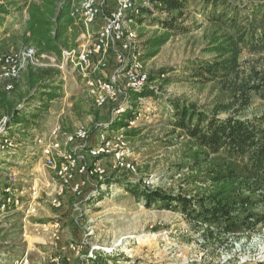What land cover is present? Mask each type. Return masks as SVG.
<instances>
[{
	"label": "trees",
	"instance_id": "trees-1",
	"mask_svg": "<svg viewBox=\"0 0 264 264\" xmlns=\"http://www.w3.org/2000/svg\"><path fill=\"white\" fill-rule=\"evenodd\" d=\"M148 2L132 15L135 30L149 20L159 28L150 36H139V60L144 64L157 57L174 37L189 33L186 21L193 7L204 15L207 23L200 27L205 40L203 58L190 62L185 81L201 92L208 91L210 101L201 106L176 98L169 103V135L186 138L176 170L180 174L190 171L179 192L147 188L115 178L117 173L106 179V184H122L148 209L157 207L183 215L204 246L216 250L264 225V111L249 114L257 100L264 101V0ZM76 7L75 0H0V33L16 21L14 12L25 26L21 34L9 32L0 39V58L7 55L12 42L19 43L20 49L34 48L40 58L53 54L61 62L63 51L78 52V39L86 30L77 20ZM104 72H95L92 79L109 81ZM167 73L161 69L149 76L140 91L129 89V105L113 121L101 114L91 93L73 98V111L77 116L92 117L95 132H124L127 140L138 137L141 131L131 127L136 103L157 98L150 84ZM63 85L59 69L32 66L14 80L12 91L6 92L3 85L0 123L6 119V127L0 133V143L16 145L25 140L26 133L39 130L52 102H62L65 97ZM62 130L75 133L67 131L66 125ZM96 144L90 141L91 147Z\"/></svg>",
	"mask_w": 264,
	"mask_h": 264
},
{
	"label": "rangeland",
	"instance_id": "rangeland-1",
	"mask_svg": "<svg viewBox=\"0 0 264 264\" xmlns=\"http://www.w3.org/2000/svg\"><path fill=\"white\" fill-rule=\"evenodd\" d=\"M105 1V5L116 6L115 0ZM144 1L145 5L149 4L148 0ZM14 18L17 21L20 16L14 12ZM77 20L82 23L79 18ZM16 21L7 26V31L0 33V39L9 32V35L22 33L24 26ZM186 22L189 33L174 37L161 48L157 57L145 64L139 60L138 47L131 53L132 63L138 62L149 76L161 69L169 73L150 84V88L157 92V98H142L136 103V118L131 127L140 130L141 135L129 140L124 132H95L92 117L75 114L73 98L90 93L91 82L94 84L95 80L92 75L91 79H86L73 63L61 62L51 54L54 65L62 66L66 98L61 104H51L50 113L40 123L41 128L26 133L23 142L9 143L4 147L0 143V203L6 201V208L0 207V264H14L18 260L20 264H53L58 256L64 260L61 259L62 264H264V225L249 235L232 238L227 246L215 250L204 246L202 237L193 233L183 215L157 207L148 209L122 184H106V179L117 173L115 178L171 193L186 186L184 181L190 171L180 174L175 166L182 156L186 138L169 135L172 129L169 103L176 98L197 102L201 106L210 101L208 91L201 92L185 81L190 62L203 58L205 40L200 27H205L207 22L196 7ZM96 25L92 27L94 35ZM158 29L150 20L143 25L139 23L136 28L138 44L140 35L150 36ZM78 40L80 45L88 43L82 36ZM19 47V43L12 42L6 53L17 51ZM45 63L49 64L50 60ZM118 67L116 57L111 53L107 71H101L110 79L106 82H112ZM116 79L118 86L127 93L130 88H127L125 77L116 75ZM3 85L0 84L1 90ZM127 97L124 100L122 96L121 102L119 100L113 106H101V114L113 121L127 109ZM131 101H134L132 96ZM255 103L249 114L264 111V101ZM64 125L73 133L83 129L87 138L70 145L61 140L60 152L53 145L41 148L40 138H46L55 127L64 128ZM103 133L125 145V154L136 165L137 173L115 168V157L101 158L98 162L106 167L107 177L102 182L91 177L78 197L71 188H80L83 176L77 174L72 184L63 185L59 166L69 156L78 159L83 156V163H92L83 147L89 148L90 141L100 142ZM51 153L56 158L54 166L47 160ZM15 173L18 175L12 177ZM13 179L18 182L12 186L13 193L9 194L3 189L11 185ZM148 181L151 182L149 185L146 184Z\"/></svg>",
	"mask_w": 264,
	"mask_h": 264
},
{
	"label": "bare ground",
	"instance_id": "bare-ground-1",
	"mask_svg": "<svg viewBox=\"0 0 264 264\" xmlns=\"http://www.w3.org/2000/svg\"><path fill=\"white\" fill-rule=\"evenodd\" d=\"M77 4L76 16L82 21V24L86 26V31L81 36L84 38V41L87 40V44L80 45L78 52H68L63 51V62H69L74 64V67L78 72L85 75L86 79H91V75L95 72H101L107 69L108 67V58L111 53H114L116 60H121L120 54L126 52V45H113V34H109L104 31V19L107 17V9L103 8L105 0H75ZM116 2V14L110 15L111 23H120L122 30V37L127 43V57L130 59L123 62V67L118 68L116 75H122L127 81V88L134 90H142L145 87L149 80V74L142 71V67L138 62L132 63L131 53L136 50L138 47L137 33L133 29L134 17L133 14H136L139 7L145 4L144 0H115ZM132 10V11H131ZM102 17V24H98L99 18ZM100 23V22H99ZM99 25V30L96 35L92 32V27L94 25ZM85 55H92L91 58L87 61L86 67V58ZM51 54L45 55L43 57H38L36 51L32 47H23L18 51L12 52L0 58V84L5 85L6 91H11L13 89L14 80L20 77V74L29 66L35 68H49L55 66V68L62 70V66L54 65L55 59L50 57ZM12 60V63L10 61ZM50 60L49 64H46L45 61ZM118 62V61H117ZM63 65V64H62ZM54 68V67H52ZM87 68L90 75L87 74ZM133 71L134 80L130 79V74ZM97 74V73H96ZM118 79L113 78L112 82L108 83L104 80H96V85H99L101 88L95 85L90 86V93L96 98V103L98 107L104 106L109 103H116L120 98L126 97V92L121 89L117 84ZM0 126V133L3 132L6 125V119L3 120ZM87 138V132L83 129L76 131L74 134H70L66 131H63L62 128L58 133H56L51 139L47 141L45 146L53 145V148L60 152L61 140L65 141L67 145H70L76 141H81ZM55 142H54V141ZM99 144L93 147H83L87 150V157L93 160L92 163L89 161L83 163L82 161L85 157L69 156L64 163L60 165L59 174L63 185H70L76 179L77 174L83 176L81 187H72V191L78 197L82 195V187H85L88 184L91 177L97 178L99 181H104L108 173L106 167L100 164L98 161L101 158L115 157L116 166L115 168H122L128 173H137V167L133 161L128 159V156L125 154V145L123 143H117L116 140L108 138L105 133L101 134L99 137ZM97 142V143H98ZM120 142V141H119ZM4 147V146H3ZM113 148L109 151L106 149ZM5 150V149H3ZM55 151V153H56ZM5 152V151H4ZM54 152V151H53ZM52 152V153H53ZM95 152V156H94ZM48 157V162L51 166H54L56 163V158L52 155ZM57 155V154H56ZM87 176V177H86ZM96 181V180H95ZM18 182L17 179H13L11 185H6L5 192L11 194L12 186ZM27 181L25 180L24 183ZM21 183V181H20ZM151 182L148 181L146 184L149 185ZM3 202V201H2ZM1 202V203H2ZM0 203V204H1ZM9 205V203H8ZM1 209L6 208V201L3 202ZM61 257L55 258L53 264H62ZM63 260V259H62ZM64 261V260H63ZM14 264H20L19 260Z\"/></svg>",
	"mask_w": 264,
	"mask_h": 264
},
{
	"label": "built area",
	"instance_id": "built-area-1",
	"mask_svg": "<svg viewBox=\"0 0 264 264\" xmlns=\"http://www.w3.org/2000/svg\"><path fill=\"white\" fill-rule=\"evenodd\" d=\"M105 3H106V1H105ZM107 7H108L107 4L106 5L105 4L103 5V8L104 9H107V17H105L104 22H103V24H104V31L107 32V33H109V34H111V33L113 34V40H114L113 41V45H114V49H115V45H126V52L124 54H120L121 60H117L118 61V64H119V67L118 68H120V67H123V62L124 61L130 59L129 57H127V43L128 42L126 43V41L122 37L121 24L120 23H111L110 22V15L116 14V10L109 12V10H108ZM91 56L92 55H85V58H86V67H87V61H88L89 58H91ZM10 63H12V60L10 61ZM60 71H62V70H60ZM131 73L132 74H130V79L133 82L135 76H134L133 71ZM87 74L90 75L89 72H88V68H87ZM113 77L115 78V82H116V75H114ZM95 85H96V80H95ZM96 86L98 87V89L101 88L99 85H96ZM59 128H61V126ZM87 144H89V143H87ZM111 149H113V148H108L106 150L109 151ZM94 156H95V152H94ZM96 159H97V157H96ZM15 175H17V173L13 174L12 177L15 176Z\"/></svg>",
	"mask_w": 264,
	"mask_h": 264
},
{
	"label": "crops",
	"instance_id": "crops-1",
	"mask_svg": "<svg viewBox=\"0 0 264 264\" xmlns=\"http://www.w3.org/2000/svg\"><path fill=\"white\" fill-rule=\"evenodd\" d=\"M108 10H109V12L110 11H114V10H116L117 9V7L115 6V5H112V4H110V5H108ZM100 22V23H99ZM98 22V24H102V21H99ZM21 25V24H20ZM103 25V24H102ZM22 26H24V25H22ZM24 28H25V26H24ZM99 30V25H96V27H95V31H98ZM66 97H64L63 98V100L65 99ZM63 100H62V102H63ZM61 102V103H62ZM53 103V102H52ZM60 103V102H59ZM60 103V104H61ZM57 104V103H56ZM60 126H57V127H55L52 131H51V133L49 134V135H47V137L45 138H40V144H41V148H43V149H45L44 148V144H46L47 143V141L49 140V139H51L56 133H58L59 131H60V129L62 128H59ZM38 132V131H37ZM45 156H47V154H45ZM18 175V174H17Z\"/></svg>",
	"mask_w": 264,
	"mask_h": 264
}]
</instances>
